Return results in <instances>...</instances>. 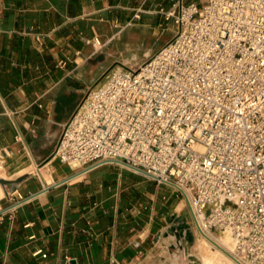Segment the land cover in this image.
<instances>
[{"label": "crops", "instance_id": "crops-1", "mask_svg": "<svg viewBox=\"0 0 264 264\" xmlns=\"http://www.w3.org/2000/svg\"><path fill=\"white\" fill-rule=\"evenodd\" d=\"M173 1L0 0V178L15 182L0 183V264H169L195 241L171 184L113 162L76 171L52 153L106 70L170 39L154 48Z\"/></svg>", "mask_w": 264, "mask_h": 264}, {"label": "built area", "instance_id": "built-area-1", "mask_svg": "<svg viewBox=\"0 0 264 264\" xmlns=\"http://www.w3.org/2000/svg\"><path fill=\"white\" fill-rule=\"evenodd\" d=\"M163 13L170 39L110 67L52 153L171 184L199 231L228 233L238 264H264V0H174Z\"/></svg>", "mask_w": 264, "mask_h": 264}, {"label": "rangeland", "instance_id": "rangeland-1", "mask_svg": "<svg viewBox=\"0 0 264 264\" xmlns=\"http://www.w3.org/2000/svg\"><path fill=\"white\" fill-rule=\"evenodd\" d=\"M176 29H177V25L176 23L172 21V19L163 20L161 18V25L157 27V32H155L156 34L154 35V40H155L154 48L157 49L159 46V45L157 46V44L165 41L169 36H171L175 32ZM149 35H150L149 32H146L145 34H141V36L139 37V40L136 42V46L138 47L143 46L145 43H147L150 39ZM106 72L107 70L98 79V80H101L100 84L103 82L104 75L106 74ZM83 96L84 94L81 96V98H83ZM81 98H80V101H81ZM56 141H55V144H56ZM2 170L3 171L0 172V175L5 173L7 177L10 176V174L6 171L4 167L2 168ZM7 177H3V178L6 179ZM191 225H192V231H195L196 233L195 241L191 242L188 245V247H186L185 249H183V247L180 246L178 242L177 243L178 249L172 254L171 262L169 264H234L229 258H227V256L224 253H222L221 251H219V249L216 248V244L214 242L207 240L205 238V236L198 230L193 219L191 221ZM210 233L214 237H219L225 234L217 230H211Z\"/></svg>", "mask_w": 264, "mask_h": 264}, {"label": "bare ground", "instance_id": "bare-ground-1", "mask_svg": "<svg viewBox=\"0 0 264 264\" xmlns=\"http://www.w3.org/2000/svg\"><path fill=\"white\" fill-rule=\"evenodd\" d=\"M2 166L0 165V172H2ZM200 232L205 236L207 240H210L216 244V248L219 249L222 253H224L227 258H229L234 264H238L230 255V249L232 248V238L228 233H225L219 237H214L211 233L203 231Z\"/></svg>", "mask_w": 264, "mask_h": 264}, {"label": "water", "instance_id": "water-1", "mask_svg": "<svg viewBox=\"0 0 264 264\" xmlns=\"http://www.w3.org/2000/svg\"><path fill=\"white\" fill-rule=\"evenodd\" d=\"M0 183L4 188H10L12 185H14L15 182L13 181H8L5 178H0Z\"/></svg>", "mask_w": 264, "mask_h": 264}]
</instances>
